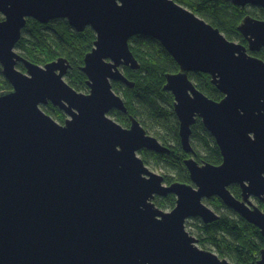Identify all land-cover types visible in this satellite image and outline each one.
Instances as JSON below:
<instances>
[{
  "label": "water",
  "instance_id": "95a60500",
  "mask_svg": "<svg viewBox=\"0 0 264 264\" xmlns=\"http://www.w3.org/2000/svg\"><path fill=\"white\" fill-rule=\"evenodd\" d=\"M225 1L264 9V0ZM0 14V65L13 88L0 92V264H233L186 231L190 219H220L205 204L216 197L264 239V212L250 201L264 196V60L249 54L264 50V21L248 16L238 27L247 48L174 0H0ZM29 19L94 31L82 67L88 95L65 81L67 59L42 67L16 53ZM135 36L159 42L180 68L164 88L184 151L194 153L197 118L220 149L218 166L184 161L192 184L166 185L138 153L170 149L135 118L126 129L109 116L128 112L113 82L135 87L120 70L141 67ZM191 73L209 75L223 99L208 98ZM49 104L68 115L64 124L42 110ZM169 195L176 205L165 212L154 200Z\"/></svg>",
  "mask_w": 264,
  "mask_h": 264
},
{
  "label": "trees",
  "instance_id": "16d2710c",
  "mask_svg": "<svg viewBox=\"0 0 264 264\" xmlns=\"http://www.w3.org/2000/svg\"><path fill=\"white\" fill-rule=\"evenodd\" d=\"M174 1L218 28L230 41L234 42L237 39L246 47H248L246 39L237 30L242 21L248 16L264 21L262 8H241L225 0ZM0 20H2L1 17ZM95 40L96 35L91 28L78 33L65 20H54L48 25H43L29 19L16 48L21 52V56L42 67L59 58L67 59L72 66L67 75L71 83L69 85L81 92L86 88L87 79L82 73L84 59L92 51ZM130 47L141 67L138 71L124 68V73L127 79L135 83V87L130 88L122 83H113V88L118 93L125 91L123 98L129 113L138 118L148 132H154L155 128L157 130L163 128L167 131L168 136H162V142L159 141L170 149L169 154H156L147 150L142 154L145 156L149 154L157 162L166 163L176 171L172 177L163 176L166 185L176 182L192 184L184 165L188 155L184 153L178 136L179 124L174 114V98L164 89L167 82L166 76L178 72L179 66L172 56L151 38L141 36L133 38L130 41ZM254 56L264 60V50L254 53ZM18 69L25 72L21 64L18 65ZM194 81L196 87L209 98L215 101L223 99L224 96L212 85L209 75H198ZM11 90L12 86L3 76L0 66V92ZM58 121L63 123L64 119L61 118ZM117 122L123 127L130 126L127 115H119ZM192 140L195 151L197 150L195 142L198 143V141L199 148L203 150V155L196 152V160L199 163L215 166L222 163L219 147L200 121L193 127ZM233 189L238 195V187ZM210 204L217 208H226L230 214L217 213L220 219L209 225L197 219L200 223L197 226L199 229L197 234L201 244L203 246L209 244L217 248L222 257H229L233 264H257L261 250L264 248V239L260 230L226 207L219 198H213ZM158 205L161 208L175 206L176 197L169 195L160 200Z\"/></svg>",
  "mask_w": 264,
  "mask_h": 264
},
{
  "label": "rangeland",
  "instance_id": "374dc122",
  "mask_svg": "<svg viewBox=\"0 0 264 264\" xmlns=\"http://www.w3.org/2000/svg\"><path fill=\"white\" fill-rule=\"evenodd\" d=\"M0 17L1 18H3V16L0 14ZM234 42H236V43H239L238 41H237V39L234 41ZM17 54H20L21 52L19 51V50H17V52H16ZM21 63H18L17 65H20ZM3 74V73H2ZM65 81L68 83V84H71L70 83V80L68 79V77L66 76L65 78ZM194 81V80H193ZM195 82V81H194ZM87 91H88V88H85L84 90H82L81 91V93H84V94H86L87 93ZM122 97H123V94H122V92H120L119 93ZM49 108V109H48ZM42 110L46 113V114H48L49 116H51L55 121H57L58 123H60V124H64V122H65V120L66 119H68L69 117H68V115L67 114H65L63 111H60L58 108H55L52 104H50V105H48V106H42ZM109 116H110V118H112L114 121H116L117 122V119H116V117H114V116H112L111 114H109ZM61 118H63L64 119V122L63 123H61V122H59L58 120H60ZM140 121V120H139ZM130 127V126H129ZM128 127V128H129ZM143 128L146 130V128L143 126ZM146 132L150 135V136H152V137H156L158 140H160L161 141V137L162 136H168L167 135V131L165 130H163V128H161V129H158L157 130V128H155V131L154 132H148L147 130H146ZM194 140V139H193ZM193 140H192V142H193ZM169 141H171V139L169 138ZM198 141V140H197ZM162 142V141H161ZM199 145H200V142L198 141V143L197 142H195V146L197 147H195L197 150H196V152L198 153V154H200V155H203V150L201 149V148H199ZM143 151H145V150H143ZM143 151H141V152H139L138 153V156L141 158V159H143L144 160V162H145V165H146V167L151 171V172H153V173H155V174H157V175H160V176H168V177H172V176H174V174H175V170L171 167V166H169V165H167L166 163H163V162H157L155 159H154V157L153 156H149V154L147 155V156H145V154L143 155L142 154V152ZM234 187V186H233ZM158 198V199H157ZM155 200H154V203L156 204V206L158 207V208H160L161 210H163V211H165V212H171L174 208H175V206H167V207H165V208H161L159 205H158V203H159V201L160 200H162L163 198H160V197H157ZM213 198H211L210 200H206L205 201V204L210 208V209H212L214 212H216V213H218V214H221V215H225V214H230V211L229 210H227L226 208H217L216 206H214V205H211L210 204V201L212 200ZM158 200V201H157ZM253 202H254V204L255 205H257V206H259V204H258V201H256V200H253ZM200 220V219H199ZM198 224L200 225V223H199V221L197 220V219H190V220H188L187 222H186V231L192 236V237H194L196 240H198V243L196 244V246L198 247V248H200V249H202V250H206V251H210V252H212V253H214V254H216L219 258H221V259H226V260H228L229 262H231L232 263V261H231V259L229 258V257H222V254H220L218 251H217V248H215V247H213V246H211V245H209V244H205L204 246L201 244L202 242H201V240H199V238H198Z\"/></svg>",
  "mask_w": 264,
  "mask_h": 264
},
{
  "label": "flooded vegetation",
  "instance_id": "af4514ba",
  "mask_svg": "<svg viewBox=\"0 0 264 264\" xmlns=\"http://www.w3.org/2000/svg\"><path fill=\"white\" fill-rule=\"evenodd\" d=\"M2 20H3V18H1ZM136 37H140V36H135V37H133V38H136ZM142 37V36H141ZM132 38V39H133ZM146 38H150V37H146ZM131 39V40H132ZM152 39V38H151ZM154 40V39H153ZM154 41H156V40H154ZM157 42V41H156ZM157 43H159V42H157ZM160 44V43H159ZM161 45V44H160ZM162 46V45H161ZM16 52H17V48H16ZM257 53H259V52H257ZM20 55V54H19ZM252 55H254V54H252ZM26 59V58H25ZM23 67H24V69H25V72L24 71H22V70H20L21 72H24V73H26V68H25V66L23 65V64H21ZM1 66V65H0ZM124 68H129V67H122L120 70L122 71V73H123V75L125 76V73H124ZM17 69H18V66H17ZM129 69H131V68H129ZM19 70V69H18ZM180 72V68H179V71L178 72H176V73H172V74H177V73H179ZM3 73V72H2ZM84 74V73H83ZM198 75H202V74H200V73H191L190 75H189V77H190V80H192V82L193 83H195L193 80H194V78L195 77H198ZM4 76V75H3ZM87 78V77H86ZM129 80V79H128ZM167 80V79H166ZM86 81H87V79H86ZM114 84H117V83H122V82H118V81H115V82H113ZM167 83V82H166ZM212 83V82H211ZM122 84H124V83H122ZM196 84V83H195ZM85 85H86V82H85ZM124 85H126V84H124ZM213 85V84H212ZM127 86V85H126ZM86 88H88V91H87V95L90 93V89H89V87L86 85ZM13 89V88H12ZM114 89V88H113ZM165 89V88H164ZM114 92L117 94V95H119L123 100H124V102H125V99L119 94L120 92H122V94L124 95V93H125V91H119V93L118 92H116L115 90H114ZM168 92V91H167ZM202 92V91H201ZM81 93V92H80ZM172 96H173V98H174V103H175V97H174V95H173V93H171V92H169ZM82 94H84V93H82ZM207 96V95H206ZM208 97V96H207ZM209 98V97H208ZM211 99V98H210ZM126 104V103H125ZM50 105V104H49ZM173 108H174V104H173ZM127 110H128V108H127ZM110 114H112L114 117H116V119H117V121L119 120V115H127L128 116V120L130 121V127H131V124H132V118H135L137 121H139V119L138 118H136L135 116H133V115H131L130 113H129V110H128V112L127 113H124V112H121V111H118V110H115V111H112ZM174 114H175V116H176V118H177V115H176V113H175V110H174ZM177 121H178V124H179V129H180V122H179V119L177 118ZM198 121H200L201 122V124L203 125V123H202V121H201V119L200 118H197L196 119V123L192 126V135H191V145H192V136H193V127L198 123ZM140 122V124L142 125V123H141V121H139ZM118 123V122H117ZM204 126V125H203ZM129 127V128H130ZM142 127H143V125H142ZM124 128H126V129H129L128 127H124ZM148 134V133H147ZM149 135V134H148ZM178 136H179V131H178ZM179 138H180V136H179ZM180 142H181V139H180ZM193 147V146H192ZM183 149V148H182ZM183 151H184V149H183ZM193 151H194V153H190V154H188V153H186L185 151H184V153L186 154V155H188V158L187 159H189V158H193V159H195L196 160V151L194 150V148H193ZM197 161V160H196ZM198 162V161H197ZM199 163V162H198ZM199 164H201V165H203V164H206V163H199ZM237 188L238 187V195L236 194V190L235 189H233V186L230 188V190L232 191V193H233V190H234V193H233V195L237 198V199H239V200H242V189L238 186V185H235L234 186V188ZM264 196L262 197V198H258V197H252L251 199H250V201L254 204V202H253V200H256V201H258V204H259V206H257V205H255V206H257V207H259L263 212H264ZM230 209V208H229ZM236 213V212H235ZM237 214V213H236ZM241 217V216H240Z\"/></svg>",
  "mask_w": 264,
  "mask_h": 264
},
{
  "label": "bare ground",
  "instance_id": "6f19581e",
  "mask_svg": "<svg viewBox=\"0 0 264 264\" xmlns=\"http://www.w3.org/2000/svg\"><path fill=\"white\" fill-rule=\"evenodd\" d=\"M182 6V5H181ZM184 7V6H183ZM186 8V7H185ZM188 9V8H187ZM189 10V9H188ZM191 11V10H190ZM198 16V15H197ZM201 18V17H200ZM63 20V19H62ZM66 21V20H65ZM27 27V26H26ZM238 30V29H237ZM247 41V40H246ZM233 42V41H232ZM236 43V42H235ZM248 43V42H247ZM240 44V43H239ZM246 47V46H245ZM248 48V47H247ZM249 54L250 55H252V54H254V53H251V52H249ZM252 56H254V55H252ZM254 57H256V56H254ZM257 58H259V57H257ZM261 59V58H260ZM223 159V158H222ZM185 165V164H184ZM186 167V166H185ZM187 169V168H186Z\"/></svg>",
  "mask_w": 264,
  "mask_h": 264
}]
</instances>
